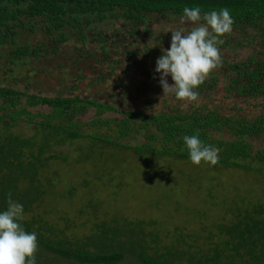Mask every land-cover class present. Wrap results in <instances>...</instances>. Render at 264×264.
<instances>
[{
	"label": "trees",
	"instance_id": "trees-1",
	"mask_svg": "<svg viewBox=\"0 0 264 264\" xmlns=\"http://www.w3.org/2000/svg\"><path fill=\"white\" fill-rule=\"evenodd\" d=\"M197 6L202 15L227 8L234 20L232 27L254 26L260 44L243 59L222 60L219 70L198 86V95L206 96L223 80L227 95L252 100L257 114L223 113L205 105L124 110L96 98L29 93L4 84L0 78V211L7 209L9 196L23 205L20 223L27 232L37 234V264H115L126 254L141 264H264V205L260 203H251L231 219L195 232H176L170 241H160L150 230L153 220L112 217L95 223L86 235L68 238L64 232L67 220L64 230H54L43 216L31 214L33 205H39L51 188L52 181L44 178V171L49 160L58 157L50 153L52 147L78 137L129 149L146 159L191 161L183 137L198 132L205 145L219 149L217 166L264 172V145L254 143L264 134V0H0V62L6 65L44 56L50 50L47 45L54 46L51 51L55 52L58 44L71 38L83 45L97 41L107 61L109 50L121 45V32L137 33L149 15L182 16L184 7ZM114 22L119 23L117 28H113ZM101 24L111 31L103 32ZM21 31L41 32L46 39L22 42ZM228 35L221 37L224 40L218 47L227 42ZM109 39L111 43L106 45ZM122 50L128 60L137 54L127 46ZM153 51L155 48L146 52ZM114 53L120 55L121 51ZM35 105L51 110L35 114L26 108ZM90 108L96 116L88 124L91 130L82 133L84 123L74 117ZM105 112L121 116L102 117ZM36 115L43 119L36 120ZM21 120L34 125L33 135L12 130ZM105 127L108 132L102 131ZM135 135L142 139L135 144L121 143Z\"/></svg>",
	"mask_w": 264,
	"mask_h": 264
},
{
	"label": "rangeland",
	"instance_id": "rangeland-1",
	"mask_svg": "<svg viewBox=\"0 0 264 264\" xmlns=\"http://www.w3.org/2000/svg\"><path fill=\"white\" fill-rule=\"evenodd\" d=\"M180 17L149 15L137 33H120L121 45L109 50L107 61L97 41L83 45L71 38L67 43L58 44L55 52L51 51L54 46L47 45L50 50L38 58L24 59L14 65L1 61L0 78L4 84L26 89L29 93L96 98L124 110L147 112L172 106L189 109L205 105L223 113L257 114L252 100L227 95L223 80H219L206 96L198 95L195 101H182L174 94H163L155 62L162 55L161 47L170 46L171 32L167 31L180 25ZM112 26L117 28L119 23L114 22ZM100 27L103 32L111 31L106 24ZM253 27H232L227 42L219 47L221 60H240L260 48ZM20 37L22 42L30 43L46 39L41 32L21 31ZM110 39L106 45L111 43ZM126 46L137 53L130 60L122 50ZM152 48L155 51L147 54ZM115 50L121 51L120 55L115 54ZM218 70L219 67L213 71ZM167 79L173 83L170 76ZM26 108L35 114L51 110L46 105ZM95 116L93 108L75 115V121L84 123L82 133L91 130L88 124ZM101 116L118 118L121 114L105 112ZM35 119L43 118L36 115ZM12 130L25 136L35 133L34 125L24 120L17 122ZM102 131L108 132L106 127ZM140 139L141 136L135 135L122 139L121 143L135 144ZM254 143L263 146L264 134ZM50 153L58 156L49 160L44 171V178L52 181L51 188L39 205H33L31 214L43 216L54 230H64L67 220L69 225L64 232L68 238L88 234L101 220L124 217L153 220L150 230L156 232L160 241H170L176 232L192 233L215 222L229 220L238 209L251 203L264 205L263 171L211 166L205 162L195 165L192 161L170 157L146 159L129 149L104 142L91 143L85 137L53 146ZM59 264L65 263L60 261ZM115 264L141 263L126 254Z\"/></svg>",
	"mask_w": 264,
	"mask_h": 264
},
{
	"label": "clouds",
	"instance_id": "clouds-1",
	"mask_svg": "<svg viewBox=\"0 0 264 264\" xmlns=\"http://www.w3.org/2000/svg\"><path fill=\"white\" fill-rule=\"evenodd\" d=\"M233 18L227 8L210 11L203 15L197 7H184L180 25L171 32L170 46L161 47L162 55L156 59L155 72L163 94H174L178 100L195 101L196 89L209 74L221 65L218 47L221 39L232 31ZM185 25H190L186 27ZM171 77L173 83L168 82ZM193 164L201 162L215 166L219 161V149L205 145L196 135L183 137ZM23 220V205L11 200L0 211V264H37L38 240L35 232H27Z\"/></svg>",
	"mask_w": 264,
	"mask_h": 264
}]
</instances>
